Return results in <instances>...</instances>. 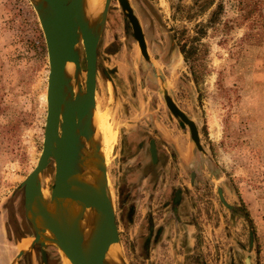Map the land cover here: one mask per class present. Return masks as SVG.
Here are the masks:
<instances>
[{
	"label": "rangeland",
	"instance_id": "obj_1",
	"mask_svg": "<svg viewBox=\"0 0 264 264\" xmlns=\"http://www.w3.org/2000/svg\"><path fill=\"white\" fill-rule=\"evenodd\" d=\"M96 1L98 17L103 0ZM128 2L149 62L117 1L110 0L96 48L94 88L124 263L243 264L247 257L250 264H264V40L245 42V4L260 8L264 0ZM216 6L219 21L215 29L204 28L189 68L177 44H192L197 25ZM46 75L44 42L29 1L0 0V264H11L32 240L3 227L16 214L28 228L18 186L41 149ZM163 90L193 121L203 152L165 108ZM146 138L156 141L162 163L156 177L141 183L131 176L132 164ZM52 173V164L41 173L42 194ZM175 187L183 190L172 218L162 201ZM217 187L235 210L219 203ZM47 247L58 264L54 248Z\"/></svg>",
	"mask_w": 264,
	"mask_h": 264
},
{
	"label": "water",
	"instance_id": "obj_2",
	"mask_svg": "<svg viewBox=\"0 0 264 264\" xmlns=\"http://www.w3.org/2000/svg\"><path fill=\"white\" fill-rule=\"evenodd\" d=\"M28 1L42 34L47 75L41 149L35 165L18 186L22 191L24 219L32 232L26 252L31 253L32 246L37 245L42 264H45L44 249L47 246L54 248L58 264H61L58 251L70 264H125L118 248L114 209L100 153V136L94 132L91 123L96 48L110 0L102 1L93 26H89L83 17V0ZM116 1L130 26L140 55L149 62L141 28L128 0ZM79 43L80 47L77 46ZM81 55L83 70L80 67ZM67 62L73 65L72 79L64 73ZM163 103L171 116L187 127L195 149L203 152L193 121L174 104L165 90ZM149 151L153 160L152 141ZM50 162L53 166L51 186L43 198L41 173ZM84 170H88L86 175L93 177V183L80 177ZM216 194L226 210H235V206L225 202L220 187L216 188ZM72 205L78 207L77 211H69ZM88 208L95 212L96 217L93 229L84 240L79 221ZM112 244H116L114 260L107 263L105 254ZM251 244L252 234L248 233L249 251ZM24 253L17 250L11 264H15ZM243 264H250L249 258H244Z\"/></svg>",
	"mask_w": 264,
	"mask_h": 264
},
{
	"label": "flooded vegetation",
	"instance_id": "obj_3",
	"mask_svg": "<svg viewBox=\"0 0 264 264\" xmlns=\"http://www.w3.org/2000/svg\"><path fill=\"white\" fill-rule=\"evenodd\" d=\"M150 141H152L153 149H154L153 160L151 158V154L149 151ZM136 148L138 150V153L137 156H135L133 160L134 162L132 164L135 170L131 174V176L134 178L137 177V179L139 178L138 180L141 183H143L145 180L147 181L152 180L154 177H156L158 173V169L160 168V165L162 163L161 154L159 148L157 147V143L152 138H146L145 140H141L140 142H138ZM51 164L52 163L50 162V165ZM190 176L191 178H193L194 174L192 172L189 174V183L191 184L192 179L190 180ZM182 190L183 188L175 187L172 190H168L165 199L163 198L162 201L163 209H167L168 211L167 215H170L172 218L176 217V213L181 202ZM21 209H23L22 191H21ZM16 216H17L16 214L10 216L9 221H7L5 226L3 227L5 232L7 231V233L9 232L10 234L13 233L19 236L22 235L20 239L27 236H31L32 232L29 229V224L26 223L28 227L27 229L29 230L27 229L23 230V228L19 223L20 220ZM27 244L29 247L30 245L28 241ZM31 250H32L31 252L32 254H30L29 252H25L24 254L21 255V257L18 259L16 264H31L32 259L35 260V264H42L40 261V253L38 246L33 245ZM44 253H45V264H56L53 258L50 257V252L48 247L44 249Z\"/></svg>",
	"mask_w": 264,
	"mask_h": 264
},
{
	"label": "trees",
	"instance_id": "obj_4",
	"mask_svg": "<svg viewBox=\"0 0 264 264\" xmlns=\"http://www.w3.org/2000/svg\"><path fill=\"white\" fill-rule=\"evenodd\" d=\"M211 4L206 5L204 8L207 10ZM221 11V6H216L209 14L206 22L204 24H199L198 29L195 30V35L190 39L192 44L188 46L185 43L177 44L178 51L182 55V58L187 64L189 68H192L193 63V55L196 52V45L199 44V38L201 35H204V28L210 27L215 29L217 21H219V13ZM264 7L257 8L256 6H250L247 3L245 4V24H246V32H245V42H253L260 43L264 40ZM254 13H256L254 15ZM255 16V17H254ZM191 61V62H190ZM83 67V65H82ZM193 71V70H192ZM193 73V72H191ZM1 107V105H0ZM0 127V142L3 141L2 132Z\"/></svg>",
	"mask_w": 264,
	"mask_h": 264
},
{
	"label": "bare ground",
	"instance_id": "obj_5",
	"mask_svg": "<svg viewBox=\"0 0 264 264\" xmlns=\"http://www.w3.org/2000/svg\"><path fill=\"white\" fill-rule=\"evenodd\" d=\"M101 1V0H100ZM97 2L96 0H83L82 3V13H83V17L84 19L87 21L89 26H93V24H95V22L97 21V15L95 13V9H94V3ZM102 3V2H101ZM78 47H80V43L77 45ZM64 73L65 75H67L68 77H70L72 79V74H73V65L70 62H67L65 64V68H64ZM72 82V80H71ZM91 123L94 126V132L99 134L100 136V153L102 154V147H103V143H102V136H101V122H100V118L96 112L95 109V105H94V109H93V113H92V118H91ZM85 172H88V170H84L82 172V174L80 175V177L85 181V182H90L93 183V177L86 175ZM42 197L45 198L47 193L42 194ZM78 207L76 205H72V209L69 210L70 212H74L77 211ZM74 210V211H73ZM96 217L95 212L91 209L88 208L85 210L82 218L79 221V230L82 233L83 239L85 240V238H87L91 232V230L93 229V223H94V219ZM46 235H48V233H45ZM50 236V235H48ZM116 244H112L109 246L106 254H105V260L107 263L112 262V260H114V256H115V251H116ZM21 250L23 252H26L27 250H29L28 246H21ZM61 254V252H59ZM63 259L67 262V264H70L68 262V260L63 256V254H61Z\"/></svg>",
	"mask_w": 264,
	"mask_h": 264
}]
</instances>
